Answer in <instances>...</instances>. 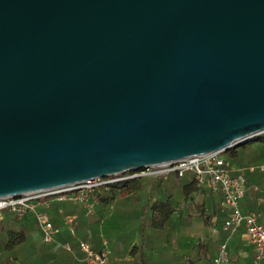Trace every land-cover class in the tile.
Masks as SVG:
<instances>
[{
  "label": "water",
  "instance_id": "95a60500",
  "mask_svg": "<svg viewBox=\"0 0 264 264\" xmlns=\"http://www.w3.org/2000/svg\"><path fill=\"white\" fill-rule=\"evenodd\" d=\"M264 134V0H0V198Z\"/></svg>",
  "mask_w": 264,
  "mask_h": 264
},
{
  "label": "crops",
  "instance_id": "0c3cea01",
  "mask_svg": "<svg viewBox=\"0 0 264 264\" xmlns=\"http://www.w3.org/2000/svg\"><path fill=\"white\" fill-rule=\"evenodd\" d=\"M162 178L165 182L160 188H156V182ZM166 183L171 186L170 190L166 189ZM247 188L241 202V210L244 213L252 211L251 188L257 190L249 184ZM197 193L202 196V202H206L210 210L206 216L209 218V224L204 225L201 219L202 225L206 226L208 235L212 241L217 242L219 248L220 243L228 238V234L221 230L222 223L227 217L221 196L207 187H200ZM101 194L102 197H106L103 191ZM97 195L95 193L92 212L83 206L68 202L52 206L48 211L50 220L60 229L54 243H44L40 233L32 231L30 224L31 222L35 224L32 218L19 221L25 233L21 243L14 249L15 264H84L77 243L69 234L67 217L74 219L73 226L77 238L88 242L92 248L99 249L104 242L107 243L108 264H194L192 262L194 247L191 246L188 254L183 250V246L194 240V216L179 208L183 201H191L194 195L184 200L179 188L173 185L171 175L130 180L127 187L114 199L99 200ZM169 195L175 207L171 222L163 229L154 230L149 219L151 215L149 203L165 200ZM254 210L256 214L252 213L258 217L260 223H263L264 205L257 206ZM6 224L4 222V225ZM237 232L229 238V253L231 252L236 261H239L238 264H253V247L249 244L244 229ZM64 242H70L73 254L61 248L60 245Z\"/></svg>",
  "mask_w": 264,
  "mask_h": 264
},
{
  "label": "built area",
  "instance_id": "2783aa9c",
  "mask_svg": "<svg viewBox=\"0 0 264 264\" xmlns=\"http://www.w3.org/2000/svg\"><path fill=\"white\" fill-rule=\"evenodd\" d=\"M259 170L264 173V164L259 167ZM186 173H192L199 187H207L212 192L219 194L222 206L227 212L221 230L228 234V238L220 243L217 255L211 264L229 263V238L242 227L249 244L253 247V264H264V222L260 223L254 213H244L241 210V202L248 189L247 180L242 170H233L220 152L164 163L140 169L130 174L115 175L111 176V179H96L64 188L31 192L20 196L1 197L0 232L5 222V213H9L16 221L32 218L39 230L41 240L44 243H54L60 232L48 214L54 204L68 202L83 206L92 212L95 205L96 190L102 185L147 177L159 178L172 174L181 178ZM261 202L264 205V187ZM66 223L70 236L75 239L82 254L84 264H108L109 249L107 243L104 242L101 248L94 249L88 242L77 238L72 217H67ZM60 246L65 251L74 253L70 242L61 243Z\"/></svg>",
  "mask_w": 264,
  "mask_h": 264
},
{
  "label": "trees",
  "instance_id": "16d2710c",
  "mask_svg": "<svg viewBox=\"0 0 264 264\" xmlns=\"http://www.w3.org/2000/svg\"><path fill=\"white\" fill-rule=\"evenodd\" d=\"M254 141L258 142L257 143L258 148L257 149L254 148V153H257V151L259 152L261 148L264 149V134L258 136ZM238 147H245V144L230 148L227 151L223 152L222 154L229 152L231 157L236 156ZM171 177H172L173 185L179 188V191L181 192L184 200H188L190 197L196 194L200 189V187L197 185V182L193 178L192 173H186L181 178L175 174H172ZM111 178L109 177L104 179H111ZM164 182L165 181L162 178L156 182L157 183L156 185L154 183L153 186L155 185L156 188H160ZM128 184L129 181H121V182L102 185L96 190V193L98 194L97 198L99 200L114 199L120 191L124 190L127 187ZM165 186L166 189L170 190L171 186H169V183L168 184L166 183ZM255 187L257 188V190H254L253 188H251L252 190H250V197L253 199V204H251L252 211L250 212H254L256 214L254 209L257 208V206L258 207L262 206L263 204L261 202V196H262L260 192L261 190L257 186ZM102 191L106 193V197L101 196ZM170 198L171 196L169 195L165 200H155L149 203L148 209L151 211V215L149 219H150L151 227L154 230L163 229L164 227L170 224L172 216L175 212L174 204L172 203ZM200 206L201 205H196V208H199ZM201 219L204 225L209 224V218L204 216L203 213H201ZM2 229L6 231V236H7V242L4 245V249L12 250L15 248V246L21 243L24 237L25 229L22 228V225L19 223V221L16 220L10 221L6 225H3ZM242 229L244 228L242 227L238 231H242ZM206 246L207 245H205L204 243H201L197 248L196 260L197 262L200 261L198 264H211L213 262V260L209 258L208 253H211V250H213L214 247L213 249H209ZM194 264L196 263L194 262Z\"/></svg>",
  "mask_w": 264,
  "mask_h": 264
},
{
  "label": "rangeland",
  "instance_id": "374dc122",
  "mask_svg": "<svg viewBox=\"0 0 264 264\" xmlns=\"http://www.w3.org/2000/svg\"><path fill=\"white\" fill-rule=\"evenodd\" d=\"M258 142L252 141L245 144V147H238L236 156L231 157L229 152L222 154V157L228 162L231 168L236 167V170H242L243 175L247 180V184L251 185L252 187L257 186L260 190H263L264 187V173L259 170V167L264 164V149H260L257 153H254V148L257 149ZM135 171H129L124 174H130ZM202 196L199 193L194 194L192 200L190 201H183L182 204L179 205V208H182L186 213H191L194 216V240L187 245L183 246L184 253L188 254L190 252L191 246L194 247V257L192 262L198 264L196 260V253L199 244L204 243L207 245L209 249H213V252L208 253L209 258L212 260L215 259L218 247L217 242L212 241L211 237L208 235V230L203 227L201 222V213L204 216L209 214L210 210L208 209V205L206 202H202ZM196 205H201L199 208H196ZM203 205V206H202ZM202 209V211H201ZM10 221H14L13 217L9 213H5V223ZM30 227L33 232L39 233L37 226L31 222ZM38 231V232H37ZM7 242L6 231L4 229L0 232V264H15V248L12 250L4 249V245ZM16 247V246H15ZM77 255V254H76ZM230 255V261L228 264H238L239 261H236V258ZM81 257V255H77Z\"/></svg>",
  "mask_w": 264,
  "mask_h": 264
}]
</instances>
